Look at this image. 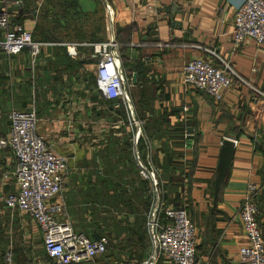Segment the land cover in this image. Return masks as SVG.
<instances>
[{"label": "crops", "instance_id": "obj_1", "mask_svg": "<svg viewBox=\"0 0 264 264\" xmlns=\"http://www.w3.org/2000/svg\"><path fill=\"white\" fill-rule=\"evenodd\" d=\"M239 1L86 0V9L80 0L81 8L92 14L89 28H95L98 39L41 40L44 44L34 64L29 48L15 54L0 48V132L8 133L13 108L35 109L38 132L68 157L61 193L66 215L76 230L110 238L108 257L102 253L71 264H143L149 255L152 242L145 215L155 188L153 180L140 173V158L150 159L157 170L163 204L182 205L196 222L198 262L238 261L239 249L247 242L239 205L249 181L262 186L257 202L264 229V96L255 89L264 91V43L251 37L235 41ZM31 2L36 14L43 0ZM36 20L37 15L28 16L24 23L33 30ZM130 23L129 44L135 45L128 55L141 57L147 67L154 113L166 117L171 126L183 123V131L149 133L136 110L140 124L131 120L122 104L124 118L113 108L117 100L96 88L99 54L92 43L116 39V25ZM0 33L2 37V29ZM80 41L89 43L78 44L71 53L68 45ZM167 41L173 44L157 43ZM195 43L215 49L220 55H213L215 62L229 61L239 75L221 98L183 81V65L193 56H208ZM136 79L137 75L135 99ZM188 133L193 136L189 144ZM224 139L235 147L216 190ZM177 163L185 164V170L175 168ZM14 165L11 148H1L0 264L10 246L18 264H49L44 249L35 250V243L43 240L39 226L5 200L18 188ZM157 264L172 263L162 259Z\"/></svg>", "mask_w": 264, "mask_h": 264}, {"label": "built area", "instance_id": "obj_2", "mask_svg": "<svg viewBox=\"0 0 264 264\" xmlns=\"http://www.w3.org/2000/svg\"><path fill=\"white\" fill-rule=\"evenodd\" d=\"M23 0H0V48L15 54L25 48L30 49L34 64L44 41L33 38V30L24 22L12 21L15 11L9 7ZM11 24V28L9 25ZM234 39L241 42L247 37L264 43V0H240L236 5L234 19ZM88 41L72 42L68 45L71 53L76 47ZM92 43V42H91ZM158 45H172L170 41L157 42ZM99 54L96 72V88L108 99L117 100L115 107L123 104L128 115L136 124L135 107L129 92L134 84V75L119 56L120 42L110 38L92 43ZM131 45L135 42L131 41ZM207 51L208 56L196 55L182 68L183 81L201 89L216 98H221L236 76H239L231 63L221 59L216 63L213 55L220 57L215 49L194 44ZM264 95V91L255 88ZM8 133L0 132V149L9 147L15 155L13 173L18 188L9 193L5 200L8 205L27 212L39 226L44 246L48 254L58 264H71L93 260L105 253L110 238L107 234L91 237L76 230L66 215V203L62 197L65 176L69 171L68 157L47 143L37 129L35 109L13 108L10 113ZM140 173L154 182L153 201L147 218V231L151 238L152 249L143 264H157L163 258L172 264H199L196 258L198 227L183 206H164L162 188L157 170L150 159H139ZM262 186L249 181L239 205L240 220L247 236L238 252L236 264H264V229L258 219L257 197ZM164 213V215H163ZM2 264H17L11 246L5 251Z\"/></svg>", "mask_w": 264, "mask_h": 264}, {"label": "trees", "instance_id": "obj_3", "mask_svg": "<svg viewBox=\"0 0 264 264\" xmlns=\"http://www.w3.org/2000/svg\"><path fill=\"white\" fill-rule=\"evenodd\" d=\"M24 1L25 4L19 7L18 11L13 13L12 21L24 22L26 17L37 15V20L33 29V38L36 40H96L99 38L95 34V28H89V22H91L92 14L81 8L80 0H43L36 14L35 11L37 8L33 7L31 0ZM95 24L98 25L97 23ZM132 29L133 24L131 23L126 25H116V39L120 41L121 54H123L125 57L123 64L126 68H128L127 70H130L129 75H131L133 71L137 72V79L135 83L138 86L139 93L135 99V110L139 116L145 119L144 126L149 133H151L152 130H160L163 133L169 132L170 130L183 131L185 127L183 123H178L171 126L166 117L156 116L154 113L153 102L151 100V98L154 96L152 91L153 89L151 85L146 83L147 67L145 66L141 57L130 59L128 55V50L131 46L129 41L131 40ZM115 109L119 110L124 118H127L124 107H115ZM147 112L151 113L147 114ZM163 125H166L164 126V129H162ZM180 136L182 138V142L185 145V134L182 133ZM171 164L173 165V163ZM179 166L183 167V170H185V164L179 165V163H177L175 168H179ZM211 185L214 184L211 183ZM148 202L149 208L150 199ZM166 204L164 205L165 207ZM178 206L182 205L179 204L177 207ZM145 219H147V214L145 215ZM108 249L105 252L106 257L109 256ZM44 255L49 264H58L48 254L45 246ZM197 255L198 254H196V258L198 257ZM162 259L163 258L159 260V263L162 261ZM211 264L213 263L211 262Z\"/></svg>", "mask_w": 264, "mask_h": 264}, {"label": "water", "instance_id": "obj_4", "mask_svg": "<svg viewBox=\"0 0 264 264\" xmlns=\"http://www.w3.org/2000/svg\"><path fill=\"white\" fill-rule=\"evenodd\" d=\"M136 75L137 73L134 72V80H135ZM188 129L192 130V127H188ZM192 137L193 136L191 133L187 134L188 144L190 143ZM234 147L235 146H234L233 141H231L230 139H224L223 146H222L221 153H220L219 172H218V176L216 179V185H215L216 190H218L220 180L223 179L226 174L227 168L230 164V161H231V158L234 152ZM199 264H204L203 260H200Z\"/></svg>", "mask_w": 264, "mask_h": 264}, {"label": "rangeland", "instance_id": "obj_5", "mask_svg": "<svg viewBox=\"0 0 264 264\" xmlns=\"http://www.w3.org/2000/svg\"><path fill=\"white\" fill-rule=\"evenodd\" d=\"M9 3L11 2L10 0H7ZM93 1V0H91ZM82 4H83V7L84 8H88V5L86 4V0H82ZM21 7L18 3L15 2V5H12L11 9L13 10V8H16V10H18V8ZM9 27L11 28V24L9 25ZM2 29V28H0ZM120 42V41H119ZM119 56H120V59L121 61L123 62L125 57L123 56V54H121V48L119 46ZM128 69V68H127ZM127 73L130 74V70H127ZM129 92H130V95H131V98H132V101H133V104H134V107L136 108V104L134 102V99H135V95H136V86H133V85H130L129 86ZM135 94V95H134ZM263 95V94H262ZM264 96V95H263ZM119 107H122V106H118ZM115 108V106L113 107ZM146 161V160H145ZM148 218V217H147ZM38 249H44V243H43V240H38L36 243H35V250H38ZM5 254V252H4ZM3 258H4V255H3ZM3 262V261H2ZM22 264V262H20ZM18 264V263H17Z\"/></svg>", "mask_w": 264, "mask_h": 264}]
</instances>
